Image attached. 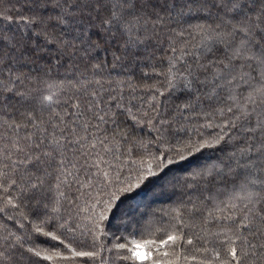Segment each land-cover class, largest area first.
<instances>
[{
  "label": "snow or ice",
  "instance_id": "obj_1",
  "mask_svg": "<svg viewBox=\"0 0 264 264\" xmlns=\"http://www.w3.org/2000/svg\"><path fill=\"white\" fill-rule=\"evenodd\" d=\"M0 264H264V0H0Z\"/></svg>",
  "mask_w": 264,
  "mask_h": 264
},
{
  "label": "trees",
  "instance_id": "obj_2",
  "mask_svg": "<svg viewBox=\"0 0 264 264\" xmlns=\"http://www.w3.org/2000/svg\"><path fill=\"white\" fill-rule=\"evenodd\" d=\"M206 131H211V130L209 129V130H206Z\"/></svg>",
  "mask_w": 264,
  "mask_h": 264
}]
</instances>
